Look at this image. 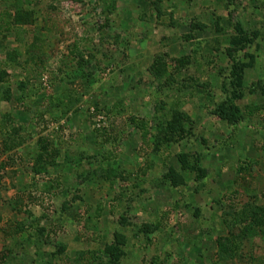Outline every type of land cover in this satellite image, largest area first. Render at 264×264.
Instances as JSON below:
<instances>
[{"label": "rangeland", "instance_id": "1", "mask_svg": "<svg viewBox=\"0 0 264 264\" xmlns=\"http://www.w3.org/2000/svg\"><path fill=\"white\" fill-rule=\"evenodd\" d=\"M113 233L120 264H264V0H0V264H106Z\"/></svg>", "mask_w": 264, "mask_h": 264}, {"label": "trees", "instance_id": "2", "mask_svg": "<svg viewBox=\"0 0 264 264\" xmlns=\"http://www.w3.org/2000/svg\"><path fill=\"white\" fill-rule=\"evenodd\" d=\"M232 29L233 33L229 36V45L224 49L225 55L230 60L229 70L228 74L223 79L224 81L219 86L223 97L215 104L214 112L221 118H227L230 122H236V120L240 118V114L238 107L234 104V100L242 96L241 88L243 84V70L251 66L252 59V55L247 53L245 48L249 47V45L253 42L255 31H250L245 28L243 23L239 20H235V22L232 24ZM238 51H242L241 57L246 56L247 61H243L241 58H239ZM185 119H188V117H184V115L180 113H175L169 119L166 126H169L171 129L177 128V130L181 132L186 131L182 125L186 123ZM136 125L140 129L144 128L143 124L138 125L136 123ZM163 130L165 129L163 128ZM167 132L168 129L165 130V134ZM180 136L182 135H178V138H180ZM169 139L173 141L174 136H171ZM37 140L39 156L40 154H43L44 157H49L48 153L52 152L48 151L49 148L46 142L43 141L42 138H38ZM176 159L179 162V170L192 171L194 173V180L199 181L203 177L204 172L200 166L199 157L192 156L191 160H187V158H185L182 153H178ZM88 173H90V171ZM163 175L167 176V178H170V181L173 184H180L182 182V178L180 177L181 175L179 176V173H176L171 168H168V170ZM121 244L122 237L118 233H113L110 241L104 243L102 253L107 254V257H105L106 264H120L119 258L122 254L120 247Z\"/></svg>", "mask_w": 264, "mask_h": 264}]
</instances>
